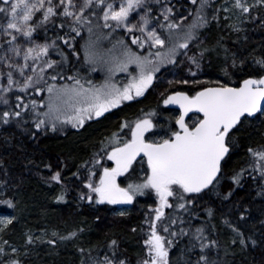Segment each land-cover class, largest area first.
Instances as JSON below:
<instances>
[{
  "label": "snow or ice",
  "instance_id": "obj_1",
  "mask_svg": "<svg viewBox=\"0 0 264 264\" xmlns=\"http://www.w3.org/2000/svg\"><path fill=\"white\" fill-rule=\"evenodd\" d=\"M152 3L159 5L161 0H118V3L117 0H58V3L54 0H0V37L8 38L0 61L9 69L7 86L0 85V103L9 105L4 94L14 86L25 93L29 88H34L39 95L43 91L40 86L43 81L48 94L39 103L35 99L30 103L25 102L20 95H16L15 108L0 113V123L8 125L15 121L16 126L21 127L27 124L26 117L30 115L36 130L32 133L34 138L45 129L56 131L58 124L82 128L86 121L104 118L111 110L145 96L154 87L162 68L175 66L181 56L199 70L209 49L201 47L203 41H200L197 52L189 56L188 51L193 42L200 40V29L206 28L213 20L219 23L221 10L229 13L235 9L239 19L241 16L247 18L257 6L264 7V0H255L254 4L247 3V0H233L230 8L228 0H225L224 6H217L209 16L208 9L212 7L213 0H189L192 8L188 14L192 20L182 28L186 17L180 16L177 22L173 7L165 2L160 8L161 21L159 17H153ZM230 19V16H224V20ZM50 24L61 31L65 28L68 31L63 35L58 34L51 42H35L33 34L41 28L47 31ZM261 24L264 25V20H261ZM227 27L233 32L241 31L237 23H230ZM85 29L87 38L82 35ZM121 30L131 36V45L141 51L134 50L124 35H117ZM19 37L25 38L29 46L22 47L17 42ZM76 37H80L82 42L77 41ZM57 40L71 50L70 54L59 47ZM76 43H79V48L75 47ZM146 46L147 51H142ZM50 50H55L60 59H48ZM224 52L225 64L220 69L224 80L195 79L197 72L189 68L192 78L169 80L170 90L160 93L164 106H176L172 114L165 118L166 123L154 119L160 115L158 111L144 112L141 109L140 116L135 120L122 121L119 130L105 137L99 151L93 154L84 182L88 191L81 194V200L86 198L90 204L97 205H131L138 196H154L155 208H150L154 215L145 217L144 223L148 228L142 229L146 237L143 239L144 253L136 264H174L170 251L177 237H188V243L180 250L176 264L181 261L182 264H222L221 260L209 255L210 251L219 249V243L206 235L204 226L194 229L180 227L179 231L174 230L173 226L178 222L180 225L185 223L183 217L175 213L198 216L194 211L197 201L205 192L212 191L220 184L223 162L236 143L233 133L245 121L264 124V55L252 57L257 69L252 71L248 68L247 57L231 53L229 58L228 49L225 48ZM81 53V68L86 66L89 72L102 71L104 79L101 83H94L82 76L79 69L64 76L65 66L70 71L75 67L71 57H76V61L80 62ZM20 57L23 63L13 62ZM133 66L134 71L130 70ZM28 68H31L32 75H26ZM57 68L60 71L52 75L51 80L66 82L47 83L44 80L46 70ZM14 70H18L22 82L14 78ZM118 73L126 74L125 81L116 79ZM174 85L186 87L181 90ZM41 108L44 111H40ZM248 154L255 161L249 167H253L264 182V147H249ZM46 167L50 168V165ZM244 173L245 169L241 168L229 179L234 185L242 187ZM72 175L79 178L78 172ZM50 179L60 183L61 173L55 172ZM232 194L230 189L222 198L228 200ZM257 195L264 196V188ZM64 199L63 192L56 196L57 202ZM3 203L14 207L11 200ZM166 209H173V214H166ZM205 212L209 218L214 215L212 208H206ZM118 215L125 213L121 211ZM14 219L0 218V233L6 231ZM240 219H245L244 212L240 213ZM222 222L234 233L230 238L231 245L238 243L241 249L249 243L256 246L257 241L252 236L246 237L228 219ZM187 223L191 225L192 221L188 220ZM83 231V228H78L67 235L53 231L51 236L55 239L47 240L34 237L29 232L25 234V242L32 245L39 240L55 245L57 240H72ZM107 248L111 256L106 254L101 259H93L89 254L87 260L83 258L86 250L79 248L81 264H129L127 259L118 258L119 244L116 239L109 240ZM17 252V247L9 245L8 240L0 243V257H8L4 264H21L18 258H14ZM225 254H228L227 251Z\"/></svg>",
  "mask_w": 264,
  "mask_h": 264
},
{
  "label": "trees",
  "instance_id": "obj_2",
  "mask_svg": "<svg viewBox=\"0 0 264 264\" xmlns=\"http://www.w3.org/2000/svg\"><path fill=\"white\" fill-rule=\"evenodd\" d=\"M165 2L173 7V16L177 22L180 21V16L186 17L182 22V28L184 24L191 22L192 17L188 13L192 5L189 0H161L159 5L152 3L153 17H159L162 21L159 8ZM232 2L233 0H228V4ZM224 3L225 0H213L212 7L208 9L209 16L217 6L222 8ZM247 3L254 4L255 0H247ZM224 16L221 10L219 23L213 20L206 28L199 30L200 37L205 35L201 47L209 49L205 55L209 58V62L203 73L196 78L198 80L225 79L220 71L225 64V48L228 49L229 58L231 53H236L242 58L247 57L248 68L252 71L257 70L252 63V57L264 55V25L261 24V20H264V7H255L247 18L243 17L241 22H237L241 28L238 33L227 27L228 21L224 20ZM56 23H59V19ZM67 31V28L61 31L50 24L47 31L42 29L39 32V36L45 42H51L58 34L63 35ZM117 35H124L134 50L141 51L135 45H131V36L125 35L122 31ZM76 40L82 42L80 37H76ZM217 41L220 43L218 44ZM56 42L66 54H70L71 50L64 46L62 41ZM104 44L108 46L107 41H104ZM75 47L79 48V43H76ZM52 51L59 60L56 51ZM142 51L146 52L147 47ZM192 51L195 53L198 49L194 48ZM82 60V53L80 62L76 61V57H71L75 67L70 71L68 66H65L64 76L71 75L72 71L79 69L82 74H89V79L96 80L95 72H89L86 66L81 68ZM58 71L59 68L47 71L44 80L48 83L50 77ZM64 81L58 79L49 83L61 84ZM40 86L43 87V91L39 95L34 88L19 95L25 102L30 103L35 99L39 103L45 100L46 96V84L42 81ZM174 87L183 90L186 86L174 85ZM15 97L11 94L9 105H0V113L15 108L17 103ZM141 109L144 112L158 111L160 115L154 119L160 123H166L165 118L174 110L171 106H164L162 99H156L153 90L150 89L144 97L125 103L119 109L111 110L100 120L86 122L82 128L74 129L68 125L58 124L56 131L45 129L37 133L34 138L32 133L36 130L30 115L26 117L27 124L21 127H17L15 121L8 125L0 123V215L15 218L2 233L1 239L8 240L17 247L18 252L14 258H18L21 264H81L82 255L78 251L79 248L86 250L83 254L85 260L89 254L93 259H101L106 254L111 256V251L107 248L111 239L118 241V258L127 259L129 264H136L137 259L143 255V239L146 237L142 229L148 228L144 223L145 217L154 215V212L150 211V208H155L154 196L148 194L136 197L131 206L124 209L123 216L118 215L117 208L108 204H90L86 198L80 199L81 194H87L88 191L84 187V182L87 180L88 167H91L92 151L105 137L118 131L122 121L135 120L140 116ZM39 110L43 111V108ZM233 136L236 138V143L223 162L220 184L212 191L205 192L197 201L194 211L198 216L192 217L183 212L175 213L182 216L185 223L180 225L178 222L173 227L174 230L179 231L180 227L194 229L196 226H204L206 235L219 243V249L210 251L209 255L211 258L221 260L222 264H264V224H261V221H264V196L257 195L264 188V182L253 167H249L254 165L255 161L248 154L249 147L253 149L264 147V124L258 121H245ZM86 162L87 166H85ZM46 165H50V168ZM136 167L139 168V164ZM241 168L245 169V173L241 180L242 187H238L229 177L234 172H239ZM57 171L61 173L60 183L50 179ZM77 172L79 178L72 175ZM230 189L233 191L232 196L224 200L223 195ZM62 192L65 199L57 202L56 196ZM8 200L12 201L14 207L10 208L3 203ZM206 208L214 210L213 217L207 216ZM165 212L171 215L173 209H166ZM241 212H244L243 220L240 219ZM225 218L239 227L246 237L252 236L257 241L256 246L249 243L246 248L241 249L238 243L231 245L230 238L234 233L223 224ZM188 220L192 221L191 225L187 223ZM78 228H83L84 231L79 233L77 238L69 241L57 240L55 245L41 243L39 240L32 245L25 242V234L29 232L34 237L44 235V239L47 240L55 239L51 236L53 231L67 235L69 231ZM160 231L163 234L162 228ZM176 241L170 251L174 264L180 256V250L188 243V237H177ZM7 258V256L0 257V264H4Z\"/></svg>",
  "mask_w": 264,
  "mask_h": 264
},
{
  "label": "rangeland",
  "instance_id": "obj_3",
  "mask_svg": "<svg viewBox=\"0 0 264 264\" xmlns=\"http://www.w3.org/2000/svg\"><path fill=\"white\" fill-rule=\"evenodd\" d=\"M54 2L58 3V0H54ZM117 3H118V0H117ZM231 4H232V3L228 4V6H229L230 8H231ZM160 8H161V7H160ZM160 8H159V11H160ZM0 15H2V14H0ZM224 15H228V16L231 17L230 20H227V21H228L227 24L234 23V22H236V23H237V22H241L242 19H243V16H241L239 19H237V15H238V13H237V10H235V9H232L229 13H224ZM57 20H58V19H57ZM179 20H180V19H179ZM0 22H2V21H0ZM154 26H155V25H154ZM42 29H43V28L38 29L37 32H35V33L33 34L32 39H33L35 42H37V43H44V42H45V41L39 36V32H40ZM158 30H159V29H158ZM94 31H95V29H94ZM121 31H122V30H121ZM82 34L84 35L85 38H87L88 33H87V30H86V29L83 31ZM136 34L139 35V33H136ZM6 39H8V38H7V37H0V56L4 55V51H3V49H5V48L7 47V44L5 43V40H6ZM200 41H203V42L205 41V35L201 36V37H200V40L195 41V43L191 45L190 50L188 51V55H189V56L194 54V51H192V49L197 48V44H199ZM17 42L20 43V44L22 45V47H27V46H29V42H28L25 38H23V37H19ZM146 47H147V46H146ZM48 59L58 60V59L54 56L52 50H50V55H49ZM181 61H182V63H181ZM13 62H16V63H23V59H22V57H20V58H15V60H14ZM208 62H209V58H207V57L205 56L204 59L201 61V68H200L199 70H197V69L195 68V66L191 65V64L187 61L186 57L181 56V57L179 58V60H178V62H177V64H176L175 66L167 65V67H165L164 69H162L161 72L157 74L159 78L154 82V87H153L152 90H153V94H154V96L156 97V99H157V98H161V97H160V93H161V92H164L165 90H170V89H169V85H168V81H169V80H178V79H182V77H183V78H192V77H190V74H189V68H191L192 71L197 72V75H196V77H195V79H196V78H198V77L203 73L204 69H205L206 66L208 65ZM28 63L31 65L32 62L29 61ZM39 67H40V65L38 64V65H37V69H39ZM51 70H54V69H49V70H46V71H51ZM130 70H133V71H134V66L131 67ZM8 71H9V69L6 68V67L4 66L3 61H0V85L7 86V72H8ZM25 72H26V75H32L31 68L26 69ZM95 73H96V77H95L96 80H93V79H91V80H92L94 83L99 84V83H101V82L103 81V79H104V73H103L102 71H96ZM13 74H14V78H15V79L20 80V81L22 82V79H23V78L20 77L18 70H14ZM81 75H82V76H86V77L89 79V77H88L89 74H82V73H81ZM179 75H181L182 77L179 76ZM125 76H126V74H124V73H118V74L116 75V79H117L118 81H125ZM49 81H51V80H48V83H49ZM65 82H66V81H64L63 83H65ZM63 83H61V84H63ZM69 83H70V82H69ZM45 87H46V86H45ZM173 87H174V86H173ZM41 88H43V87H41ZM30 89H32V88H29L28 90H30ZM28 90H27V91H28ZM155 92H156V93H155ZM24 93H25V92H20V91L14 86V87L11 89L10 92L5 93L4 95H5V96L7 97V99L10 101V95H11V94H13L14 96H16V95L24 94ZM45 93H46V96H45V98H46L47 95H48L46 90H45ZM0 105H1V106H6V105H4L3 103H0ZM43 111H44V109H43ZM99 120H100V119H99ZM130 121H131V120H130ZM86 122L89 123V122H91V121H86ZM62 125H64V126L68 125V127L73 128L71 124H62ZM74 129H76V128H74ZM100 147H101V144H99L98 146H96V149H94V150L92 151V152H93L92 154L98 152L99 149H100ZM108 163H110V162H108ZM109 206H113L114 208H118V209H116V211H117L118 213L121 212V211L124 212L125 210H123V208H129V205H109ZM4 217H11V216H3V215H0V218H4ZM2 233H3V232H2ZM2 233H0V243H2V241H3V240L1 239ZM39 237H43V238H44V235H41V236H39ZM9 245H12V244L9 243ZM12 246H13V245H12ZM7 251L9 252V254H11V249H10V248H8Z\"/></svg>",
  "mask_w": 264,
  "mask_h": 264
},
{
  "label": "flooded vegetation",
  "instance_id": "obj_4",
  "mask_svg": "<svg viewBox=\"0 0 264 264\" xmlns=\"http://www.w3.org/2000/svg\"><path fill=\"white\" fill-rule=\"evenodd\" d=\"M148 92H149V91H148ZM148 92H147V93H148ZM147 93H146V94H147ZM146 94H145V95H146ZM143 97H144V96H143ZM140 98H141V97H139V98H136V99H140ZM131 102H133V101H131ZM126 103H130V102H126Z\"/></svg>",
  "mask_w": 264,
  "mask_h": 264
},
{
  "label": "water",
  "instance_id": "obj_5",
  "mask_svg": "<svg viewBox=\"0 0 264 264\" xmlns=\"http://www.w3.org/2000/svg\"><path fill=\"white\" fill-rule=\"evenodd\" d=\"M173 107L176 109V106L175 105H173ZM189 115H192V114L190 113Z\"/></svg>",
  "mask_w": 264,
  "mask_h": 264
}]
</instances>
